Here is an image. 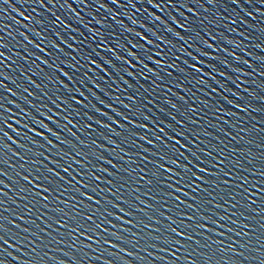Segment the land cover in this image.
Masks as SVG:
<instances>
[{
  "label": "water",
  "instance_id": "water-1",
  "mask_svg": "<svg viewBox=\"0 0 264 264\" xmlns=\"http://www.w3.org/2000/svg\"><path fill=\"white\" fill-rule=\"evenodd\" d=\"M0 264H264V0H0Z\"/></svg>",
  "mask_w": 264,
  "mask_h": 264
}]
</instances>
